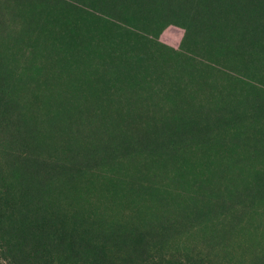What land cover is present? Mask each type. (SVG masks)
Here are the masks:
<instances>
[{"label":"rangeland","instance_id":"374dc122","mask_svg":"<svg viewBox=\"0 0 264 264\" xmlns=\"http://www.w3.org/2000/svg\"><path fill=\"white\" fill-rule=\"evenodd\" d=\"M0 264H264V0H0Z\"/></svg>","mask_w":264,"mask_h":264}]
</instances>
